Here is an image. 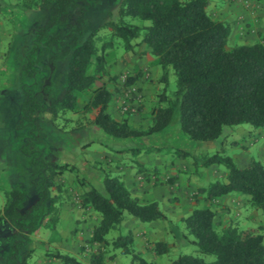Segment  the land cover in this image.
I'll list each match as a JSON object with an SVG mask.
<instances>
[{
    "label": "trees",
    "instance_id": "16d2710c",
    "mask_svg": "<svg viewBox=\"0 0 264 264\" xmlns=\"http://www.w3.org/2000/svg\"><path fill=\"white\" fill-rule=\"evenodd\" d=\"M210 3L120 0L118 19L109 18L100 26L110 31L106 41L98 37V29L81 40L91 0L33 3L39 10L49 9L50 17L35 32L20 70L18 86L24 100L17 128L29 130L28 136L20 139L19 148L32 167L38 199L27 208L29 195L25 190L13 187L5 192L0 224L7 221L16 233L4 264H29L33 250L28 245L40 227L58 232L66 190L59 177L65 172L73 173L77 185L83 188L78 195L80 206L99 214V222L88 239L91 247L99 246L91 252L88 263L60 251L49 253L61 264H106V258L117 249L131 255L129 264H152L136 248L134 231L121 232L126 214L143 223H171L158 200H141L119 175L103 173L107 193L103 195L80 177L77 165L46 160L37 141L45 112L52 123L71 112L77 115L71 131L92 126L115 138L160 133L170 125L175 109L179 111L180 130L196 141H215L227 126L264 127V36L254 42L228 46L231 26L211 16ZM127 17L149 24L128 22ZM117 39L122 40L126 51L144 45L152 54L151 63L160 68L159 81L164 88L155 96L147 127L133 125L128 115L116 118L108 111L114 93L110 84L116 80L110 71L108 50L114 48ZM170 69L176 76L171 94L166 91ZM137 70L135 76H127L126 85L136 83L142 74L139 67ZM64 119L72 121L70 117ZM201 164L223 166L225 171L224 181H213L198 189L195 207L182 218L187 234L193 237L190 242L197 245L200 255L180 253L167 264H264V235L241 228L234 221L220 226L213 207L218 197L234 193L246 196L247 202L264 213V163L251 159L239 166L231 156L216 152L205 156ZM24 170L23 176L27 173ZM112 231L116 234L110 235ZM152 249L156 255H163L169 253L170 245L158 240ZM202 255H213L215 259L206 262Z\"/></svg>",
    "mask_w": 264,
    "mask_h": 264
},
{
    "label": "rangeland",
    "instance_id": "374dc122",
    "mask_svg": "<svg viewBox=\"0 0 264 264\" xmlns=\"http://www.w3.org/2000/svg\"><path fill=\"white\" fill-rule=\"evenodd\" d=\"M39 1L0 0V51L6 52L10 43H13L12 51L19 50L18 46L21 43L20 49L28 52L33 44L35 32L43 27L50 17L49 9L39 10L36 7L35 4ZM119 3L120 0H91V4L85 15L81 40H84L97 29L98 37L102 41L108 40L110 31L107 28H100V26L109 18L113 20L118 19L117 11ZM256 4L260 6L259 8L262 7L261 0ZM245 6L248 7V2L244 4ZM258 6H255L256 9ZM126 21L135 24H149V21L143 22L138 18L132 17H127ZM245 27H248L247 23L244 25ZM246 33L249 34L250 31L247 30ZM99 43L101 44L102 42L99 41ZM237 43H239L238 40L232 37L229 40L228 46H233ZM108 52V57L112 62L110 71L116 77V80L110 84V89L114 92L113 95H117L116 101L119 113L123 117L128 115L130 118L133 115H137L135 123V119L131 120L133 125L147 127L150 123V119L148 120V118H150L152 104L156 99L155 96L164 88V85L159 81L160 71L154 74L150 70L151 65L149 62L152 59L150 56L152 54L148 53V49L144 45H135L133 51H126L122 40L119 39L115 41L114 48H110ZM25 55L26 53H24V57ZM16 61L18 62L19 59H16ZM134 61L140 63L142 68L146 64L144 72L148 73V75L143 78L141 83L136 82L132 85H126L125 79L127 76L133 74L132 65ZM3 73L6 80L0 83V209L6 202L5 192L11 190L13 187H19L27 192L29 195L27 205H31L34 202V198L37 197V183L31 177L32 167L19 148L20 139L28 136L29 133L28 129L17 128L24 100L22 90L18 86V84L20 85L18 80L21 76H17L18 73L12 68H8ZM15 79L18 80L16 81ZM175 79L176 76L173 70L170 69L168 84L166 86V91L169 94L175 89ZM16 82L17 85L15 84ZM125 106H127V110H124ZM43 115L45 116L42 118L41 126L37 130V141L38 146L44 152V158L48 161L69 162L77 165L80 177H83L89 186H94L103 195L107 194L103 183V173L105 172H109L114 176L119 175L124 181L126 177H141V179H137L140 185H142V181H146L145 177H153L151 172L157 174V177H165L167 181L173 175L186 178L185 182L188 183V188L191 189L187 191V196L183 197V204L179 202V199L176 200L179 202V205H176L177 203H170L166 197L163 199V203L159 201L161 209L169 214L166 213L171 220V223L164 220L168 231L164 241L170 245V251L167 254L160 255L161 264H167L170 258H175L180 253L200 255L197 245L190 242V239L193 237L188 235L185 229L181 218V214H185L182 207L185 206L192 210L195 207L194 196L198 192V187L209 184L208 181H202L200 178L199 180L197 177H214L210 181H224L223 176L219 175L218 171H216V174L201 164L203 158L219 152L223 155H229L234 159L236 157L235 154L244 151L252 159L262 160V157L259 156V145L262 141L252 143L253 137L257 136V131L250 124H242L235 127L227 126L224 128L223 134L212 142L196 141L190 139L180 130L178 109H175L170 125L162 132L155 135L131 138H115L100 129H94L92 126L75 130V132L71 131L75 126L74 121L77 118V115L71 112H68L65 116L72 118V121L69 122L64 119L65 117H58L52 123L47 118L48 113L45 112ZM238 127L246 129L243 135L236 131ZM260 129L264 131V127ZM157 148L159 149L157 150ZM137 149L140 150L139 153L135 152ZM182 150L185 152L184 155H180V151ZM145 155H148L146 159ZM161 155L164 161L159 166L146 162L147 159L155 160ZM139 158L141 160L145 159L143 160L145 162L139 164ZM217 167L220 171H225L223 166ZM24 169L27 170V173L23 176L21 171ZM59 181L64 185V189H66L63 192L65 197L66 192L71 191V196L74 197L73 202L79 204L78 195L83 191V188L77 185L74 174L65 172L64 175L59 177ZM51 192L55 193L56 189L52 188ZM147 192V190L142 191V193ZM163 204L165 205V209L163 208ZM213 207L217 213L216 221L220 226L234 221L241 228H251L264 235V213L247 202L246 196L233 193L224 203L222 201H214ZM220 211L222 213H219ZM94 212L97 213L96 211ZM173 213L177 214L172 216L171 214ZM222 214L225 215V219L222 217ZM126 215L128 217L126 221L133 218L128 214ZM133 219H135L137 225L142 227H148L152 223H143L136 218ZM126 221L123 223L121 232L125 233L128 229L134 231L136 248L138 247V235L143 238V243H146L144 240L145 234L142 230H137L136 228H139L137 226L126 228L124 226ZM57 227L58 232H52L47 229L50 238L53 240L60 236L59 230L61 227L59 224ZM5 232L4 228L0 229V254L6 248L3 240L6 236L3 235ZM111 234H116V232L112 231ZM154 234L156 235V233ZM146 235L148 236V234ZM154 241H158L154 236L147 238V243L151 245H153ZM150 249L152 248L150 247ZM36 250L37 253L40 251H50L48 246L47 249L45 246H40ZM115 251L122 262H131V255L123 254L118 249ZM141 253L145 259L152 260L150 256L151 251L144 250ZM202 257L206 262H211L215 259L213 255H202Z\"/></svg>",
    "mask_w": 264,
    "mask_h": 264
},
{
    "label": "crops",
    "instance_id": "0c3cea01",
    "mask_svg": "<svg viewBox=\"0 0 264 264\" xmlns=\"http://www.w3.org/2000/svg\"><path fill=\"white\" fill-rule=\"evenodd\" d=\"M210 6H209V13L211 16L215 19L225 20L227 21L231 26V34L230 39L232 37H235L239 43H246V42H254L257 39H259V36H264V0H261L262 7L259 8L256 3L260 0H210ZM248 2V7H244V4ZM258 8L256 9V7ZM247 23V28H244V25ZM240 29V30H239ZM243 29V30H242ZM247 30L250 31L249 34H247ZM21 41V40H20ZM22 44L20 43L18 46L19 50L12 51L13 50V43L9 44V48L6 52L0 51V62H1V68H0V83L4 80L5 72L8 68H12L16 70L17 76L20 75V70L22 68L23 62H24V53L27 51H23L20 49V46ZM16 59H19L17 62ZM152 59L150 60L149 64L151 72L154 74L160 71V68L157 65H154L151 63ZM146 65V64H145ZM143 65V68L141 67L140 63L137 61L133 62L132 65V76H135L137 74V67H139V70L142 71V74L137 79L136 82L141 83L143 81L144 77H147L148 73H145L146 66ZM16 81L18 79H15ZM19 81V80H18ZM17 85V82L15 83ZM113 99L111 100L108 111L116 118H123V115L119 113L117 109V101L116 96L113 95ZM45 115L42 116V118ZM47 118H50V115L47 116ZM137 115H133L130 119V122H132V119L134 120V123L136 122ZM150 118H148L149 120ZM146 127V126H143ZM94 129H98L94 127ZM236 131L243 135V132L246 131V129H243L241 127H238ZM257 136L253 137L252 143H259V156L262 157V162L264 163V131H262L260 128L256 129ZM212 142V141H207ZM107 155V154H105ZM104 156V155H103ZM145 159L148 155H145ZM235 162L239 166H244L248 164L251 161V156L244 151H241L240 153L235 154ZM163 156H158L155 160H149L147 159V163L159 166L161 162L164 160L162 159ZM99 159V158H97ZM102 159V157H101ZM110 159V158H109ZM142 159L139 158L140 161L139 164L145 162ZM245 161V163H243ZM210 171L216 173V171L219 172V175H224V171H220L217 166H210L207 167ZM153 177H145L146 181H142L140 185L138 183L137 179H141V177H126L125 183L127 187L130 189V191L141 198V200H158L163 203V199L166 197L167 201L170 203H177L176 205H179V202L181 204L184 203L183 197L185 198L187 196V191H189L191 188H188V183H186V178L184 177H178L173 175L169 178V181L165 179V177H157V174L154 172H151ZM217 174V173H216ZM200 178L202 181H208L209 183L213 182L214 180L210 181L211 178L214 177H197ZM173 179V180H171ZM199 179V180H200ZM73 180V179H72ZM207 182V183H208ZM204 186H199L198 188H201ZM147 190V193H142V191ZM173 194V195H172ZM65 196V195H64ZM232 194L225 195L223 197H218L215 201L216 202H225L229 197H231ZM73 196H71V191L66 192V197L63 201L61 213H60V222L59 225L61 227L60 231V238H57L55 240L51 239L49 236V231L44 228L40 227L37 229L32 235H31V242L29 243L28 247L33 250L32 255L29 260V264H61V262L51 256L49 253L60 251L62 253H67L71 256H75L77 259H79L82 262L88 263L90 260L91 252L96 250L99 246L98 244H95L93 247H91L88 243V239L91 236V229L99 222V215L95 213L91 208H83L80 206V204H76L73 202ZM38 199L37 197L34 198V202ZM180 200L177 202L176 200ZM175 200V201H174ZM28 200L25 202L26 207H30L34 202L31 203V205H27ZM4 206V205H3ZM2 208L0 209V213L2 212ZM163 208L165 209V205L163 204ZM185 214H181V218L186 216L191 210L189 208H186L185 206L182 207ZM173 209V208H172ZM166 211V210H165ZM167 213V212H166ZM219 213H222L220 211ZM218 213V214H219ZM168 214V213H167ZM177 213L171 214L172 216ZM169 215V214H168ZM225 215L222 214V217ZM223 219V220H224ZM126 228H131V226H137L139 228H136L137 230H142V232L145 234L144 240L146 243H143V238L138 235L137 237V248L140 252L142 251H151V258L152 260H147L151 262L152 264H161L162 261H160V255H156L152 249V245L147 243L148 237H156L157 240L164 241L165 236L167 235V227L164 224V221H155L150 223L148 227H142L140 225H137L135 219H129L126 221L125 225ZM5 229L6 232L3 235H6L4 237V242L6 244V248L3 253L0 254V264H4L5 256L9 251V248L13 242L14 235L16 233V229L7 221H4L0 224V229ZM134 229L135 231H137ZM45 230V231H43ZM156 233V235L154 234ZM148 234V236L146 235ZM152 240V238H151ZM40 246H45L47 249V246L49 247L50 251H40L37 253L36 248ZM149 248V249H148ZM37 253V254H36ZM142 254V253H141ZM106 264H129L124 263L119 258V256L116 254V251H113V256L106 258Z\"/></svg>",
    "mask_w": 264,
    "mask_h": 264
},
{
    "label": "built area",
    "instance_id": "2783aa9c",
    "mask_svg": "<svg viewBox=\"0 0 264 264\" xmlns=\"http://www.w3.org/2000/svg\"><path fill=\"white\" fill-rule=\"evenodd\" d=\"M126 80V79H125ZM124 110H127V106L124 107Z\"/></svg>",
    "mask_w": 264,
    "mask_h": 264
}]
</instances>
